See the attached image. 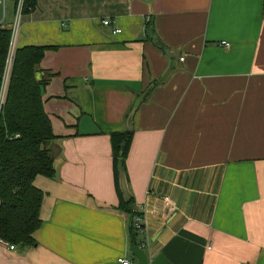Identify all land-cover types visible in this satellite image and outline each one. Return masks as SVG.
<instances>
[{"label": "crops", "instance_id": "crops-1", "mask_svg": "<svg viewBox=\"0 0 264 264\" xmlns=\"http://www.w3.org/2000/svg\"><path fill=\"white\" fill-rule=\"evenodd\" d=\"M27 46L54 47L39 78L55 174L33 182L35 244L0 246V264H139L112 168L125 131L148 264H264V0H37Z\"/></svg>", "mask_w": 264, "mask_h": 264}, {"label": "trees", "instance_id": "trees-1", "mask_svg": "<svg viewBox=\"0 0 264 264\" xmlns=\"http://www.w3.org/2000/svg\"><path fill=\"white\" fill-rule=\"evenodd\" d=\"M11 1L14 12L18 0ZM36 5L37 0H22V16L34 11ZM9 39L10 29L0 26V91ZM53 48H16L0 103V239L14 246L35 244L32 235L41 225L39 213L43 194L33 182L38 176L51 179L55 174L54 160L49 156L54 135L41 100L48 79L39 78V64L44 53ZM131 139V131L110 135L118 208L130 216V221L138 213L133 211L132 198L123 200L118 184V165L124 171ZM129 229L133 237L131 227Z\"/></svg>", "mask_w": 264, "mask_h": 264}, {"label": "built area", "instance_id": "built-area-1", "mask_svg": "<svg viewBox=\"0 0 264 264\" xmlns=\"http://www.w3.org/2000/svg\"><path fill=\"white\" fill-rule=\"evenodd\" d=\"M5 3H6V0H0V7L2 9V18L0 20V26L2 25L4 21ZM21 8H22V0H18L16 8L13 12V18H12V22L9 28L10 29V39H9V45H8L7 59H6L5 68H4V74L2 77V83H1L0 103L2 102L4 94H5V90H6V86H7V82L9 78L8 76L10 73V68H11V64L13 61V57H14V52L16 50V42H17L20 22L22 18ZM102 24L107 26L109 25V21L108 20L103 21ZM112 33L113 34L120 33V30L115 29L112 31ZM219 45L223 47L224 49H228L230 46L229 43H226V42H221ZM180 61H183V58H180ZM174 208H175L174 203L168 197L161 198L160 209L162 213L172 212ZM130 227L135 236V242H136L137 247L145 250L149 244V235H148L147 224H146V221L143 215H141L140 213L135 214L130 221ZM0 246L6 247L9 250L15 249L14 245L2 239H0ZM117 261L120 264H130L128 260L123 259V258H119Z\"/></svg>", "mask_w": 264, "mask_h": 264}, {"label": "water", "instance_id": "water-1", "mask_svg": "<svg viewBox=\"0 0 264 264\" xmlns=\"http://www.w3.org/2000/svg\"><path fill=\"white\" fill-rule=\"evenodd\" d=\"M168 56L173 57V54L170 55V53H168ZM49 150H50L49 156L52 159H55L57 155L55 149L53 147H50ZM118 184H119V189L122 194L123 200L128 201L131 198V196L128 192L125 173L122 170V167L120 164L118 165ZM130 253L133 257H135L139 261V264H148V257L145 253V250L137 247L134 236L132 237V240L130 243Z\"/></svg>", "mask_w": 264, "mask_h": 264}, {"label": "rangeland", "instance_id": "rangeland-1", "mask_svg": "<svg viewBox=\"0 0 264 264\" xmlns=\"http://www.w3.org/2000/svg\"><path fill=\"white\" fill-rule=\"evenodd\" d=\"M10 3H11V5H12V1L11 0H6V7H8V6H10ZM7 10H9V9H7ZM11 66H12V64H11ZM10 71H11V68H10ZM10 74V73H9ZM9 77V76H8Z\"/></svg>", "mask_w": 264, "mask_h": 264}]
</instances>
